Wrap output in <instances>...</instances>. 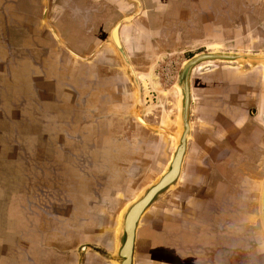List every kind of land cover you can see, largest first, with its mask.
I'll return each instance as SVG.
<instances>
[{"label":"crops","instance_id":"0c3cea01","mask_svg":"<svg viewBox=\"0 0 264 264\" xmlns=\"http://www.w3.org/2000/svg\"><path fill=\"white\" fill-rule=\"evenodd\" d=\"M204 52L264 55V0H0V264H119L123 211L170 165L179 73ZM189 83L180 174L133 264H264V61H202Z\"/></svg>","mask_w":264,"mask_h":264},{"label":"water","instance_id":"95a60500","mask_svg":"<svg viewBox=\"0 0 264 264\" xmlns=\"http://www.w3.org/2000/svg\"><path fill=\"white\" fill-rule=\"evenodd\" d=\"M236 58H251L257 61H264V55L252 56L245 54H228L222 52L216 53H199L191 58L183 65L179 73V83L185 93L184 105V125L183 131L177 143L173 159L167 169L159 176L152 184L145 187L141 193L127 205L123 211L121 222L119 225L120 236L118 242L117 256L119 264H133L135 234L138 222L142 214L149 208L155 199L168 188H170L178 179L182 160L186 151L187 138L190 131L188 122L189 102H190V75L192 69L202 61L209 59H236ZM264 182V181H263ZM262 193L261 216L264 224V187ZM261 196V195H260Z\"/></svg>","mask_w":264,"mask_h":264},{"label":"rangeland","instance_id":"374dc122","mask_svg":"<svg viewBox=\"0 0 264 264\" xmlns=\"http://www.w3.org/2000/svg\"><path fill=\"white\" fill-rule=\"evenodd\" d=\"M255 5L253 4V7H254ZM182 56V55H181ZM182 58H184L183 56H182ZM170 65H172V63H170ZM173 65L175 66L176 64L175 63H173ZM177 67L178 66H176V67H174V68H172L171 66H169L168 67V69H167V71L163 68L162 69V67L160 68V69H158L159 71H161V72H163V73H165L164 75H165V78H172L173 79V77L175 76V72H176V70H177ZM152 80L154 79V77L153 76H151L150 77ZM140 81L142 82V84H143V86H144V88H145V90L147 91L148 90V80L144 77V76H140ZM178 91H180V88L178 87ZM148 92V91H147ZM257 252H258V256H260L261 258H262V260L264 261V245H260L259 246V248H257Z\"/></svg>","mask_w":264,"mask_h":264},{"label":"flooded vegetation","instance_id":"af4514ba","mask_svg":"<svg viewBox=\"0 0 264 264\" xmlns=\"http://www.w3.org/2000/svg\"><path fill=\"white\" fill-rule=\"evenodd\" d=\"M140 76H143V74L142 73L137 74V76L135 77V80L137 83V87L141 90V92H144L145 88H144L142 82L140 81L141 80Z\"/></svg>","mask_w":264,"mask_h":264},{"label":"bare ground","instance_id":"6f19581e","mask_svg":"<svg viewBox=\"0 0 264 264\" xmlns=\"http://www.w3.org/2000/svg\"><path fill=\"white\" fill-rule=\"evenodd\" d=\"M261 184H263V187H264V182L263 183H261ZM262 186V185H261ZM262 190H261V196H260V204H261V207L263 206V203H262V193H263V188H261ZM260 211H261V209H260Z\"/></svg>","mask_w":264,"mask_h":264}]
</instances>
